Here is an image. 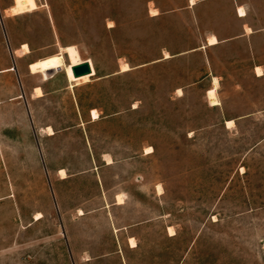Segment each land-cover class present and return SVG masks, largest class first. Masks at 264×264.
<instances>
[{
    "label": "rangeland",
    "instance_id": "obj_1",
    "mask_svg": "<svg viewBox=\"0 0 264 264\" xmlns=\"http://www.w3.org/2000/svg\"><path fill=\"white\" fill-rule=\"evenodd\" d=\"M150 1L187 0H0V264H264V70L212 87L204 54L175 56L230 35L228 5L199 27ZM242 1L264 66V0Z\"/></svg>",
    "mask_w": 264,
    "mask_h": 264
},
{
    "label": "crops",
    "instance_id": "obj_2",
    "mask_svg": "<svg viewBox=\"0 0 264 264\" xmlns=\"http://www.w3.org/2000/svg\"><path fill=\"white\" fill-rule=\"evenodd\" d=\"M194 2L195 3L192 4V0H187L185 6L179 9H171L167 12H164L155 1H150L148 4V18H179L180 21H182L181 19L183 15L185 16V14H189L192 17L193 22L200 27L204 19V8H211L212 6H219L222 5V3H225L228 5L227 13H229L230 16V35H225L224 33L222 34V30L214 28L213 30L208 31L205 34V42L202 45L197 48L191 49L186 54H177L175 57L178 58L191 53L204 54L206 56L208 72L206 73V76L203 80H210V82L212 83V87L214 79H217L218 84H220V82L223 81L224 78L230 77L227 74H229L230 72L233 74L240 72L243 67L250 68L252 74L257 78L262 77L264 73L262 76H258L257 70L259 68L264 70L263 62L260 60L258 61L257 57L255 56V42L258 40L260 36L259 33H261L262 30L257 31L250 24L249 6L242 0H194ZM240 7L244 8L246 11V14L244 16L239 15ZM153 9L157 10L158 12L156 16H153L151 14V10ZM214 19H217V17H214ZM211 37H215L217 39V43L215 45H209V39ZM22 47L23 45H21L19 52H22ZM26 56H31V51L29 53H26V55L22 54L20 57L25 58ZM175 57L172 56L169 59H173ZM33 62H30L28 64V70L29 65L31 67L32 64L42 61L37 60ZM19 82L21 84L20 77ZM36 88L38 87L32 88L31 93H33L34 96V91ZM211 89L212 88H210L209 90ZM21 93L22 97L25 98L26 93H24L23 87L21 89ZM25 105L28 108V105Z\"/></svg>",
    "mask_w": 264,
    "mask_h": 264
},
{
    "label": "bare ground",
    "instance_id": "obj_3",
    "mask_svg": "<svg viewBox=\"0 0 264 264\" xmlns=\"http://www.w3.org/2000/svg\"><path fill=\"white\" fill-rule=\"evenodd\" d=\"M194 3H195L194 0H192V4H194ZM14 4H15V6L11 8V12L15 16L25 15V13H32V12L38 10V3H36V0H14ZM151 14L153 16H156L158 13L156 10H152ZM245 14H246L245 9L240 7L239 8V15L244 16ZM216 43H217V39L215 37H211L209 39V45H215ZM22 51H23V54H25V55H26V53L30 52L27 44L22 47ZM60 52L69 56V58L71 60V64L66 68V74H67V77H68L70 82L80 83L81 81H88V80H90L91 77L96 75L94 72V69H93V67L89 61L88 63L91 65V68H92L91 75H86V76H82L80 78H75V76L72 72L73 67L79 66L81 63H83L80 59V56L78 55L77 49L74 46H67L65 48H62L60 50ZM167 57L169 58V55H167ZM30 69H31L32 73H44L45 71H47L49 69L48 61L44 60L42 62L32 64ZM11 70H13V68ZM60 71L61 70H59L58 72H60ZM257 71L259 73L261 71V69L259 68ZM0 73H1V71H0ZM53 73H56V72L50 73V76H52ZM259 74H261V73H259ZM259 74H258V76H259ZM36 91L39 94L38 97L43 96L40 89H36ZM215 92H216V89L209 91V95L211 96L213 101H215L214 97H213ZM92 119L93 120L99 119V114L96 110L92 111ZM231 123H232L231 121L228 122V124H231ZM50 131L52 132V130H50ZM62 173H64V172H61V174ZM132 244L134 245V242Z\"/></svg>",
    "mask_w": 264,
    "mask_h": 264
},
{
    "label": "water",
    "instance_id": "obj_4",
    "mask_svg": "<svg viewBox=\"0 0 264 264\" xmlns=\"http://www.w3.org/2000/svg\"><path fill=\"white\" fill-rule=\"evenodd\" d=\"M13 70H16L15 63H14ZM72 72H73L75 78H80L82 76L91 75L92 68H91V65L87 61H84L79 66L73 67ZM27 110H28V108H27ZM58 218H60V217H58Z\"/></svg>",
    "mask_w": 264,
    "mask_h": 264
}]
</instances>
